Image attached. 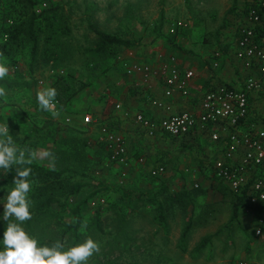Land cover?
<instances>
[{
	"label": "rangeland",
	"instance_id": "374dc122",
	"mask_svg": "<svg viewBox=\"0 0 264 264\" xmlns=\"http://www.w3.org/2000/svg\"><path fill=\"white\" fill-rule=\"evenodd\" d=\"M246 2L45 0L39 8L53 6L59 19L57 31L55 28L49 32L53 44L46 45L43 34L41 50L32 59L31 43L26 39L15 45H4L6 37L4 40L0 37V53L3 54L0 60L6 59L10 70L8 76L0 80V87L7 92L6 97H0V124H8L9 134L19 147L54 154L57 137L51 138L52 128L64 127L61 125L69 124V118L70 124L83 126L84 116L100 108L98 99L101 101L105 97L104 102L109 105L117 100V95H112L113 88H119L127 79L121 68L122 61L154 58L158 52H177L191 64H206L207 57H213V54L209 57L211 51L220 50L222 55L228 51L231 43L226 46L223 42L235 37L237 14H241ZM11 5L13 11H9L4 24H8L11 16H21V21L25 20L26 9L20 5L15 9L16 3ZM2 20L0 17V24ZM177 20L185 21L187 26L172 37L169 29ZM94 29L130 40L134 46H114L110 52L98 54L94 48L99 37ZM46 46L56 48L57 52H46ZM92 63L97 64V71ZM234 71L237 73L236 69ZM100 72L101 75L95 76ZM240 76L243 78V74ZM59 78L69 80L72 93L68 102L57 109L60 116L53 118L50 112L40 110L36 93L42 88L53 87ZM260 97L264 101V95ZM54 123L57 125L53 126ZM86 137L90 141L89 151L98 163L90 171L89 185L80 197L97 191L84 215L85 218H95L99 212L103 222V232L94 239L99 242L101 250L89 259L88 264H264V226L258 233L259 215L252 208H242L239 223L201 245L207 236L229 222L231 210L227 205H220L217 215L208 224L196 227L183 238L188 219L191 215L197 216L199 204L207 198L196 196L186 209L179 203L167 207L168 223L160 225L156 220V205L147 201L144 195L164 182L168 183L172 194L180 192L183 187L187 190L198 188L190 173L199 171L206 175L207 169L202 168L205 164L201 162H207L203 156L207 155L209 140L187 145L173 142L172 149L166 147L163 155L159 153L148 159L143 155V162H139V156H129V165L124 166L110 160L106 150H102L99 141L103 138L98 130L90 128ZM36 161L49 165L47 159ZM164 162L165 172L152 181L146 168ZM3 174L0 170V177ZM208 178L211 179L209 186L217 190V181ZM122 188L132 192L131 197L123 198ZM6 195L0 196V207H3L2 198L6 199ZM215 196L216 192L210 190L209 197L215 199ZM75 201L73 198L72 202ZM129 201L134 207L125 208V223H122L117 212L121 204Z\"/></svg>",
	"mask_w": 264,
	"mask_h": 264
},
{
	"label": "trees",
	"instance_id": "16d2710c",
	"mask_svg": "<svg viewBox=\"0 0 264 264\" xmlns=\"http://www.w3.org/2000/svg\"><path fill=\"white\" fill-rule=\"evenodd\" d=\"M44 1L45 0H0V13L3 12L2 16H0L3 19L0 24V37L3 40L6 37L3 42L4 45H15L21 40L24 41L26 39L31 43L32 59H34L37 51L41 50L43 34L45 44H53L52 33L50 34L49 32L55 28L57 31V28L60 27L58 23L59 19L53 12L55 10L53 6L44 7L42 9L39 8ZM12 3L17 4L15 9L18 5L26 9L25 14L27 15L25 16L27 17L25 20L21 21V16H11L7 22L8 24H4L5 19L9 15V11H13L10 9ZM254 6H256V0L255 3H247L245 9L246 12ZM5 10L8 12H4ZM44 28L47 29L44 31ZM94 30L99 37L96 47L94 48V51L98 54H106L110 52L114 46H134V43L130 40L121 39L105 31ZM182 30L183 29L178 30L176 33L171 34V36L175 37ZM171 44H173V42ZM45 50L48 53L57 52L56 48L52 49L49 46H46ZM91 65H96L94 70L97 71V64L92 63ZM99 75L100 73L95 74V76ZM229 86L233 87L232 85ZM53 87L58 91L56 99L60 101L57 108L59 109L63 104L65 105L68 102L71 96V83L67 78H59L53 84ZM1 120L2 117H0V122ZM114 120L115 119H113V121L110 120V124L108 125L112 131H118L117 129L119 127L114 124ZM56 125L57 124L54 123L53 126ZM91 125L93 124H84L83 126L62 124L61 126H64L62 128H52L51 138L55 135L57 137L54 140V155L56 157L55 171L50 170L49 165L40 163L36 160H34L31 165L24 166L31 167L32 174L29 179L34 181V183L32 185V191L29 194L33 201V205L30 208L32 219L24 222L22 227H24L31 236H34L37 239L38 246H42L45 243L51 244L53 241L60 239L62 242H66L67 247H70L82 243L88 237H91L94 240L99 233L103 232L101 213L98 212L95 218H85L84 215L85 208L97 191L85 197H80L83 189L89 185L88 179L90 178V171L98 163V160H94L89 151L90 141L86 137ZM98 125L95 126L98 127ZM58 130L63 131V133L59 134ZM166 137L172 138L171 141L174 143L179 139L181 140V138L173 137L171 135H166ZM203 139L205 138H202L200 135H193L189 138L183 139L184 141H182V143H177L180 145L185 143V145H187L195 143L196 140L198 142L200 140L201 142ZM205 140L208 139L206 138ZM99 143L103 146L102 150H106L110 159L112 151L109 142L102 140L99 141ZM204 160H207L208 162V159L205 158ZM207 162H201L202 164H205V167H202L203 169L208 168ZM211 163H213V159L211 160ZM161 165L164 167L166 166L165 162ZM15 168L16 166L14 165L7 174L4 173L3 176L0 177V196L6 194L12 187H14L12 182L15 177ZM149 174L152 181H156V178L160 175ZM213 179L217 181L216 188L222 194L223 199L220 202L200 203L197 216L191 215L187 221L183 231V238L196 227L208 224V222L217 215L218 207L220 205H227L230 208L231 218L228 223L220 227L213 234L207 236L202 241L201 245H205L214 237L221 235L225 229L230 230L233 228L234 224L239 223L240 211L242 208L250 207L259 216L262 211L248 203L245 191L235 192L218 178L213 176ZM169 188L168 183L164 182L158 185L154 190L144 193L147 197V201L156 205L158 212L156 220L160 225H166V223H168L166 213L167 207L179 203L182 205L183 209H186L189 204H192L195 201L194 199L196 196L199 197L200 195L205 194L203 188L200 186L198 188H193L192 190H187L183 187L180 192L173 194L170 192ZM120 191L123 192L121 194L123 198L127 196L131 197L132 192H126L123 188L120 189ZM141 195H143V193ZM73 198H76L75 202H72ZM2 199L5 200V198ZM126 207L133 208L134 205L129 201V203H124L119 206L120 210L117 214L121 215L120 222L122 223H125L124 218L126 216ZM6 226L7 222L3 220V207H0V250L3 249L2 240ZM125 228V226L122 227L124 230ZM124 233H126V231H124Z\"/></svg>",
	"mask_w": 264,
	"mask_h": 264
},
{
	"label": "built area",
	"instance_id": "2783aa9c",
	"mask_svg": "<svg viewBox=\"0 0 264 264\" xmlns=\"http://www.w3.org/2000/svg\"><path fill=\"white\" fill-rule=\"evenodd\" d=\"M247 23L240 25L236 56L248 70L242 78L240 88L227 83L210 88L201 100L199 112L172 111V104L163 99H152L151 104L165 111L160 117L147 116L143 112L135 115V121L151 137L171 135L181 139L193 135H204L215 143L217 153L208 159L207 171L235 192L245 191L250 205L262 210L264 223V111L255 114L252 97L264 95V0H257L256 6L245 12ZM187 26L177 20L170 26L174 34ZM213 67L218 68L222 52H214ZM156 64L124 60L121 66L129 76L140 75L144 83L153 77L162 78L165 84L164 96L171 98L175 93L190 96V84L195 77L193 69H181L174 53H159ZM60 101L56 99V109ZM121 109V103L114 104ZM129 116V112L125 113ZM69 120V119H68ZM85 124L100 123L92 114L84 116ZM249 126L244 130V126ZM103 140L109 142L110 160L124 166L129 165L125 139L108 124H100ZM213 159V163L211 160ZM141 157L139 162H143ZM163 165L150 170L152 175L165 172ZM125 175V173L123 174ZM198 187V182L195 183ZM260 233L261 229L258 228Z\"/></svg>",
	"mask_w": 264,
	"mask_h": 264
},
{
	"label": "crops",
	"instance_id": "0c3cea01",
	"mask_svg": "<svg viewBox=\"0 0 264 264\" xmlns=\"http://www.w3.org/2000/svg\"><path fill=\"white\" fill-rule=\"evenodd\" d=\"M257 1V0H256ZM255 3V0H247V3ZM246 5L241 11V14L238 15V23L236 24L237 28H235V37L229 38V41H224L223 43L231 45L228 47V51L226 54L223 53L221 56V62L220 66L218 68L213 67V61L214 56L212 57L213 52L211 51L209 54V57L206 60V64L199 62L198 64H191L190 62L186 61V59L183 58V55H179V53L175 52L177 58H178V64L180 65L181 69H193L195 71V77L192 79L190 84V96H182L179 93H175L173 97L171 98H165L164 96V88L165 84L162 78L159 77H153L149 83H144L141 79L140 75L135 76H129L126 75V82L122 85H119V88H113L115 92L112 93L113 96H116L117 100L113 102V105H109L108 103L104 102L105 97L100 101L98 99L97 103L99 104V109L92 113L93 117L95 119H99L100 123H93L90 127L95 128V125H98L96 127V130L100 133V124H110V120L113 121L115 119L114 124L119 127L116 131L120 135H122L125 139L126 145H127V151H128V158L131 156H139L140 158L143 157V155H146V158H155V156L159 153H162L164 150H167L166 147H170L172 149L173 141L172 138L165 137H151L148 136L143 128L135 121V115L138 112H143L147 116H155L160 117L165 114V111L159 108H156L151 104L152 99H163L165 101H168L172 104V111L173 112H180L183 110H190L193 112H199L201 107V100L204 96V94L210 89L213 88L219 84L227 83L228 85H232L233 87L240 88L243 86L241 83L242 77L240 74H243L245 76L246 68L243 66V63L241 60H239L236 56V49H237V39L239 36V26L247 23V17H246ZM234 30V29H233ZM230 28L228 29V32H230ZM180 36H177V38ZM229 42V43H228ZM227 46V45H226ZM164 51V50H162ZM160 53V52H158ZM158 53L154 58H145V59H131V61L136 60L138 62L142 63H150V64H156L159 61ZM173 53V52H169ZM107 69V68H102ZM234 69L237 70V73H235ZM223 70V72H221ZM102 72H100L101 75ZM112 91V90H110ZM109 91V93H111ZM104 94V93H103ZM252 104L254 106V113L260 114L264 111V101L261 100V97H258L257 95H254L251 99ZM121 103L122 108L116 109L114 104L115 103ZM73 109H76L73 107ZM129 112V116H126L125 113ZM106 121V122H104ZM85 124V123H84ZM249 126H244L243 129H248ZM101 134V133H100ZM202 138H207L204 135H200ZM203 139V140H205ZM208 139V138H207ZM198 140V139H197ZM196 140V142H198ZM209 140V139H208ZM184 141L183 139H179L177 142L182 143ZM201 142H204L201 140ZM209 148L207 155L203 156V158L210 159L212 158L216 153V145L215 143L211 142L209 140ZM200 143V140L199 142ZM178 144V143H175ZM165 153H162V155ZM161 155V156H162ZM130 156V157H129ZM132 158V157H131ZM139 158V159H140ZM201 162V161H200ZM206 162V161H205ZM158 165H153L152 167H147L146 171L150 170ZM194 168H197V166H193ZM206 170V169H205ZM206 175L202 172L196 171L193 173H190V175H193V178L195 180V183L198 182L200 187L203 188L205 195H200V197L207 198L204 202H218L223 199L222 194L220 191L214 190V188L209 186V179L208 177H212L211 174L208 173L206 170ZM204 174V175H202ZM217 186V182L215 183V188ZM199 187V186H198ZM210 190L213 192H216L215 199H211L209 197ZM203 201V200H201ZM203 203V202H202ZM262 217V214L259 216V226L258 228H262L264 226V223L260 222V219Z\"/></svg>",
	"mask_w": 264,
	"mask_h": 264
},
{
	"label": "clouds",
	"instance_id": "9594fccd",
	"mask_svg": "<svg viewBox=\"0 0 264 264\" xmlns=\"http://www.w3.org/2000/svg\"><path fill=\"white\" fill-rule=\"evenodd\" d=\"M3 54L0 53V58ZM6 59L0 60V80L9 74ZM4 87H0V97H6ZM58 91L54 87L42 88L36 93V100L42 111L50 112L53 118H58L60 112L56 109ZM67 123H71L69 119ZM49 161V168L56 170L55 155L47 150L37 151L19 147L9 134L7 123L0 124V170L7 174L15 165V177L12 187L3 200V220L7 222L3 234V249L0 250V264H88L89 259L99 253V242L91 237L82 243L67 247L66 242L60 239L51 244L38 246V241L31 236L22 224L32 219L30 208L33 201L30 198L34 181L29 177L32 174L31 165L34 160Z\"/></svg>",
	"mask_w": 264,
	"mask_h": 264
}]
</instances>
